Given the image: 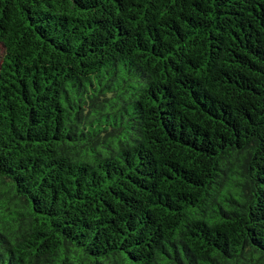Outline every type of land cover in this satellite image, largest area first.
Returning a JSON list of instances; mask_svg holds the SVG:
<instances>
[{
    "label": "trees",
    "instance_id": "obj_1",
    "mask_svg": "<svg viewBox=\"0 0 264 264\" xmlns=\"http://www.w3.org/2000/svg\"><path fill=\"white\" fill-rule=\"evenodd\" d=\"M0 264H264V0H0Z\"/></svg>",
    "mask_w": 264,
    "mask_h": 264
},
{
    "label": "rangeland",
    "instance_id": "obj_2",
    "mask_svg": "<svg viewBox=\"0 0 264 264\" xmlns=\"http://www.w3.org/2000/svg\"><path fill=\"white\" fill-rule=\"evenodd\" d=\"M4 54H5V49H4V47L0 44V66H1V64H2Z\"/></svg>",
    "mask_w": 264,
    "mask_h": 264
}]
</instances>
